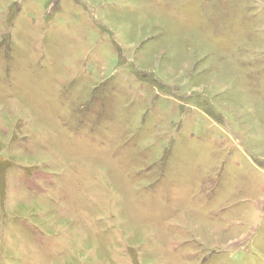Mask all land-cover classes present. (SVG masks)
<instances>
[{"label":"rangeland","instance_id":"rangeland-1","mask_svg":"<svg viewBox=\"0 0 264 264\" xmlns=\"http://www.w3.org/2000/svg\"><path fill=\"white\" fill-rule=\"evenodd\" d=\"M0 264H264V0H0Z\"/></svg>","mask_w":264,"mask_h":264}]
</instances>
